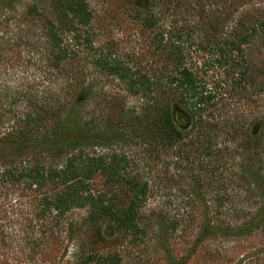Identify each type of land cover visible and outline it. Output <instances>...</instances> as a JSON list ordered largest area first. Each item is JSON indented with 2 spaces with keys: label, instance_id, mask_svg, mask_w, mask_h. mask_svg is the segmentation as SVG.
<instances>
[{
  "label": "trees",
  "instance_id": "1",
  "mask_svg": "<svg viewBox=\"0 0 264 264\" xmlns=\"http://www.w3.org/2000/svg\"><path fill=\"white\" fill-rule=\"evenodd\" d=\"M249 1L158 0V56L164 60L158 78L134 74L120 57L94 54V73L113 77L122 92L140 98L135 113L125 108L123 97L100 95L86 81V71L74 70V56L92 37L85 0H0V66L11 62L7 55L15 64L25 52L34 64L44 63L45 75L53 77L50 72L56 70L54 77L61 79L52 86L45 85L46 77L0 81V189L20 183L34 187L40 215L48 214L52 228L69 212L84 210L80 226L95 229L99 242L148 243L147 183L131 174L134 161L122 149L157 142L158 160L161 153L173 152L175 164L190 176L222 184L224 197L216 202L224 218L219 225L203 222L192 253L215 237L264 235V68L247 55L251 42L264 39V17L232 18L236 5ZM206 5L216 6L209 17ZM183 7L206 19L200 35L211 33L226 80L186 65L171 25V9ZM68 63L71 75L64 71ZM97 177L103 180L100 188L93 184ZM113 187L124 195L113 194ZM158 222L164 242L178 223L164 215ZM102 226L111 233L101 236L96 228Z\"/></svg>",
  "mask_w": 264,
  "mask_h": 264
},
{
  "label": "rangeland",
  "instance_id": "2",
  "mask_svg": "<svg viewBox=\"0 0 264 264\" xmlns=\"http://www.w3.org/2000/svg\"><path fill=\"white\" fill-rule=\"evenodd\" d=\"M85 1L92 16V37L90 43L81 46L80 53L74 56V70L86 71V81L92 83L100 95L116 93L114 97H123L126 109L137 113L140 98L122 92V85L113 77L94 73L91 60L94 54L100 53L120 57L134 74L158 78V67L164 64L163 58L158 56V0ZM215 7L206 5L205 17H209L208 10ZM184 9H171L174 22L171 25L176 29L175 40L184 49L186 65L194 72L226 80L227 69L217 63L210 30L205 28L210 33L206 37L200 35L199 27L206 19ZM241 14L250 18L254 14L264 17V0H250L247 5L239 3L232 18ZM247 49L251 61L264 68V39L251 42ZM20 56L17 55L14 64L12 54L7 55L11 62L0 66V81L13 83L18 76L36 78L37 82L46 77L45 85L61 81L54 77L56 70L50 72L53 77L45 75L44 63L34 64L25 52ZM69 64L64 65L66 75L72 74L67 67ZM122 151L134 161L131 174L147 183L143 215L150 224L151 240L148 243L119 240L117 244L107 246L99 242L95 229L80 226L84 210L69 212L60 225L52 228L48 214L40 215V196L33 192L34 187L31 190L23 183L9 184L6 189H0V264H115V258L119 259L118 264H264V235L260 233L242 239L215 237L200 243L195 252H191L203 222L219 225L224 218L225 210L216 202L217 197H224L221 182L216 184L201 176L199 179L190 176L183 165L175 164L173 152L161 153L158 160L157 142L125 147ZM102 183L99 177L93 181L96 188ZM110 190L117 196L124 195V190H119V194L115 187ZM158 215L175 217L178 223L176 231L164 242L158 238ZM69 224L72 228L67 226ZM96 230L101 236L111 233L105 226ZM90 256L94 259H89Z\"/></svg>",
  "mask_w": 264,
  "mask_h": 264
}]
</instances>
